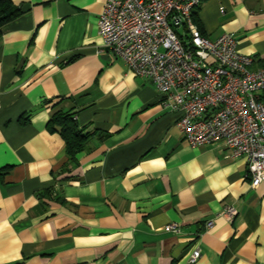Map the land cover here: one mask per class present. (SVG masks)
Returning <instances> with one entry per match:
<instances>
[{
    "label": "crops",
    "instance_id": "0c3cea01",
    "mask_svg": "<svg viewBox=\"0 0 264 264\" xmlns=\"http://www.w3.org/2000/svg\"><path fill=\"white\" fill-rule=\"evenodd\" d=\"M11 1L20 12L0 33V264H264V183L251 186L246 158L222 140L191 146L153 83L105 48V0ZM193 18L210 40L232 33L251 68L264 67V0H202ZM57 111L87 134L72 162L49 127ZM229 205L232 218L221 214Z\"/></svg>",
    "mask_w": 264,
    "mask_h": 264
},
{
    "label": "built area",
    "instance_id": "2783aa9c",
    "mask_svg": "<svg viewBox=\"0 0 264 264\" xmlns=\"http://www.w3.org/2000/svg\"><path fill=\"white\" fill-rule=\"evenodd\" d=\"M201 1L105 0L98 32L105 48L153 83L162 106L180 114L177 126L191 146L222 140L232 157L246 158L255 187L264 183V67L251 68L232 33L214 40L201 33L193 18ZM236 212L229 205L221 214ZM199 257L196 248L188 259Z\"/></svg>",
    "mask_w": 264,
    "mask_h": 264
},
{
    "label": "trees",
    "instance_id": "16d2710c",
    "mask_svg": "<svg viewBox=\"0 0 264 264\" xmlns=\"http://www.w3.org/2000/svg\"><path fill=\"white\" fill-rule=\"evenodd\" d=\"M19 12V9L13 5L11 0H0V33L2 25L17 16ZM201 33L203 34L202 30ZM56 125L59 126V132L65 141L69 160L72 162L74 160V153L84 148L87 134L81 133V130L72 118V114L69 113L55 112L49 121V127L52 129Z\"/></svg>",
    "mask_w": 264,
    "mask_h": 264
},
{
    "label": "water",
    "instance_id": "95a60500",
    "mask_svg": "<svg viewBox=\"0 0 264 264\" xmlns=\"http://www.w3.org/2000/svg\"><path fill=\"white\" fill-rule=\"evenodd\" d=\"M25 7H27V6H24L23 9H25Z\"/></svg>",
    "mask_w": 264,
    "mask_h": 264
}]
</instances>
